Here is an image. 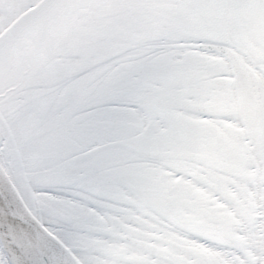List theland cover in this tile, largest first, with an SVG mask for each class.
Segmentation results:
<instances>
[{
    "label": "snow or ice",
    "instance_id": "6c2138e0",
    "mask_svg": "<svg viewBox=\"0 0 264 264\" xmlns=\"http://www.w3.org/2000/svg\"><path fill=\"white\" fill-rule=\"evenodd\" d=\"M0 264H264V0H0Z\"/></svg>",
    "mask_w": 264,
    "mask_h": 264
}]
</instances>
